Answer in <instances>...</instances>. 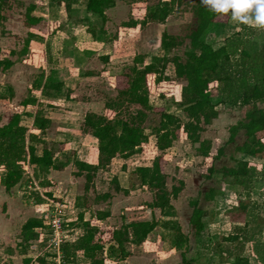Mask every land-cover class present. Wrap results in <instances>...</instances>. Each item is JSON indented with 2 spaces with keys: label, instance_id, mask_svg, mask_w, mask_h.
<instances>
[{
  "label": "rangeland",
  "instance_id": "1",
  "mask_svg": "<svg viewBox=\"0 0 264 264\" xmlns=\"http://www.w3.org/2000/svg\"><path fill=\"white\" fill-rule=\"evenodd\" d=\"M154 1L118 0L116 6L107 11L108 20L103 28H100L101 18L89 13L82 15L71 10V13H67L69 17L66 15L59 19L54 13L49 14L52 24L58 19L61 23L57 24V28L61 26L71 32L69 38L62 42L64 53L58 60L53 58L57 56V48L61 42L51 41L50 37L42 41L43 46L39 48L44 55L43 59L38 55L39 51H36L31 61H26L21 53L27 33L23 17L19 15L22 8L25 9V1L6 0L4 4L7 22L0 25V58L8 54L7 50L14 51L15 54H9L14 60V65L7 71H0V93L3 94L8 87L13 92L11 99L0 98V124L12 118L15 110L19 108L18 104L27 96H36L39 104L23 107L21 123L29 129V133L37 132L46 140V143H38L39 151L44 146L55 147L59 160L68 162V166L63 170L50 169L49 173L41 174L40 177L35 176L32 165L24 164L25 177L15 188V202L17 205L20 202L29 209L25 216L23 213V220L39 218L44 222V226L38 231L39 236L29 247L28 253L35 262L40 263L41 258H44L45 264H62L61 244L68 240L74 241L83 234L82 228L77 225L80 211H84L85 218L99 227L95 240L104 242L106 246L111 239V232L125 221L152 218L154 212L147 204L153 200L154 191L147 186H141L132 173L138 166L151 165L154 158L162 154L161 164L167 174L169 188L173 185L180 186L181 180L184 181L183 189L173 203L176 207V219L183 232L189 236L185 249L188 258H196L193 264H264V152L256 157L243 156L237 150V146L243 144L246 139L243 131L238 134L235 142L228 141L230 126L245 117L248 106L220 105L219 117L203 133L204 138L212 141L214 154L219 148L224 149L223 156L216 162L218 168L234 166L240 158L249 160L250 164L256 167L257 176L245 185L237 184L233 177L226 180L205 178L204 174L207 173L212 160L198 156L195 147L181 131L174 145L161 153L155 146L156 138L151 129L147 130L150 136L140 153L128 159L116 157L110 166L95 174L89 183L88 191L85 175L76 174L78 169L75 159L90 163L98 161V140L82 129L87 112L108 113L113 116L111 112H107L105 102L126 85V79L122 77L126 65L132 64L137 54L162 56L163 32L167 30L183 35L186 31L185 24L195 20L192 12L184 11L185 6H182L181 11L177 10L166 23L151 22L135 28L122 26L133 17L141 19L143 7ZM189 1L193 0H186ZM221 16L231 27L229 34L241 30L245 34L243 37L251 40L245 44L249 51L252 52L256 48L260 50L264 42V28L235 22L231 19V13ZM92 25L102 37L100 41L97 40L100 43L87 45L90 41L88 42L83 27ZM74 28L78 30V38L75 41L72 39ZM211 39L217 41L214 45L216 48L223 44V40L214 35ZM47 45H51V52V48L48 51ZM86 45L96 48L95 54L84 53L82 48ZM178 51L182 53L183 48L176 52ZM106 56L108 60L104 59ZM42 71L46 76H51L56 71L59 78L67 84L64 92L50 100L43 96L40 90L29 93L33 80ZM86 72H93V75L87 77ZM164 76L160 82L157 75H151L148 79L151 104L156 109V113L152 115L154 124L159 120V111L163 110L185 119V114L175 104L176 100L181 99V84L176 80L173 65L168 66ZM217 86V81L212 82L210 90L217 93ZM68 90L70 99L67 97ZM48 102L50 106L47 105ZM260 106L263 107L264 103H260ZM39 110L52 120L43 133L33 127L35 115ZM258 135L262 137L264 133ZM114 178H117V182ZM42 179L47 182L45 186L41 185ZM118 184L121 188L132 190L126 193L117 188ZM210 187H218L223 193L215 200L205 201L204 192ZM106 194L109 196L103 198ZM197 197L208 214L205 217L206 228L199 236L193 234L190 225L193 210L190 201ZM78 198L84 203L81 207L76 206ZM2 207L3 211H7L9 206L5 204V208ZM98 210H109L111 215L99 221L96 217ZM155 215L162 220L159 209L155 211ZM58 218L61 222L60 228L53 225V221ZM237 224H240V227H236ZM19 225L20 223L16 233L18 238L22 229ZM172 234L167 228L158 226L145 243L132 247V255L122 264H180L183 261L182 252L172 246ZM229 234H234V240L224 241L222 238ZM76 263L89 264L90 261L82 252H78ZM105 264L116 263L106 259Z\"/></svg>",
  "mask_w": 264,
  "mask_h": 264
},
{
  "label": "trees",
  "instance_id": "2",
  "mask_svg": "<svg viewBox=\"0 0 264 264\" xmlns=\"http://www.w3.org/2000/svg\"><path fill=\"white\" fill-rule=\"evenodd\" d=\"M59 1L67 4L79 2V0ZM5 2L6 0H0V25L6 21V15L3 13ZM117 2L118 0H85V5L89 14L101 18L100 28H103L108 20L107 11L114 8ZM182 6H185L184 11L192 12L194 22L185 24L186 31L183 35L167 30L163 32L162 56L137 54L132 64L126 65L122 74L126 79V85L117 90L116 95L108 97L105 102L107 112H111L113 116L92 111L85 115L83 131L98 140L97 163L75 159L78 169L76 174L86 177V191L95 174L100 169L110 166L114 158L128 159L140 153L143 144L148 142L150 136L148 129L152 130L156 138L155 145L161 153L171 148L179 138L180 131L183 132L195 147L198 156L212 160L207 173L204 174L207 179L226 180L228 177H233L235 182L241 185L255 179L256 167L247 159L240 158L234 166L218 168L216 162L223 156L224 149L219 148L214 154L212 141L204 138L203 133L219 117L220 105L248 106L245 117L230 126L228 141L235 142L238 134L243 131L246 139L243 144L237 146V150L243 156L249 157H256L264 152V135L262 137L258 135L264 133V106H260V103H264V42L260 50L256 48L252 52L249 51L245 44L251 41L250 38H244L245 34L241 30L229 34L231 27L228 21L222 20L223 14L211 11L201 3V0L148 2L142 9L141 19L133 17L122 26L135 28L151 22L163 24L177 10L181 11ZM35 7V2L29 4L24 13V23L30 28L21 50L26 61H31L35 54L34 37L40 36V31L44 30L43 27L38 31L32 30L33 26L39 27L42 23V18L33 14ZM87 29L95 40H101L102 34L98 33L96 27L92 25ZM213 35L223 40L221 46L217 48L214 46L217 41L211 39ZM180 48H183V52H176ZM9 54L13 55L15 52L10 51ZM9 54L0 58V71H7L14 65V60ZM104 59L108 60V56ZM169 65H173L176 80L181 84V99L176 100L175 104L185 114V119L178 114L163 110L159 111V120L154 124L152 115L156 113V109L151 104L148 79L151 75H157L158 81H162ZM85 74L93 75V72ZM214 81L218 82L217 93L210 90V84ZM65 89L66 84L56 71L51 76H46L42 71L33 80L29 93L40 90L43 96L50 100L52 97H57V94L63 93ZM10 90L11 88L8 87L7 91L0 93V98L11 99L13 92ZM67 97L68 99L71 97L70 90ZM38 104L39 100L36 96H27L18 104L19 108L15 110L11 120L6 124H0V171L4 172L1 182L7 190L20 185L23 181L26 171L24 164L32 165L37 177L49 173L50 169L63 170L68 166V162L61 161L56 156L58 150L55 147L44 146L39 151L38 143H46V140L37 132L29 133V129L21 123L23 109ZM47 105L51 104L48 102ZM51 122V118L46 117L39 110L35 115L33 127L43 133ZM162 158V154H159L151 165L138 166L132 173L141 186H147L154 191L153 200L147 204L154 212L152 218L125 221L111 232V239L106 246L104 242L95 240L99 227L86 220L84 211H80L77 225L82 228L83 234L74 241L68 240L61 244L62 264H77L76 257L79 251H82L83 256L90 261L89 264H105L106 259L122 264L132 255V247L145 243L158 226L165 227L173 233L172 246L182 252L183 261L180 264L194 263L196 258H188L186 255L185 248L189 236L183 232L181 224L175 219L177 213L173 203L183 189L184 181L181 180L180 186L173 185L169 188L167 174L161 164ZM114 179L117 182V178ZM46 183L45 179L41 180V185L45 186ZM117 188L123 189L126 193L132 190V188H121L119 184ZM222 193L218 187H210L204 192L203 197L205 201H212ZM108 196L109 194H106L102 197ZM82 203L78 198L76 206L81 207L84 204ZM190 204L193 207L190 225L193 234L199 236L206 228L205 217L208 214L200 198L191 200ZM157 209L165 219L160 220L156 217ZM110 215L109 210H98L96 213L99 221ZM43 226L42 219L30 218L23 226V241L36 239L39 235L35 229ZM234 238V234H229L222 239L229 242ZM41 260L44 261L43 258Z\"/></svg>",
  "mask_w": 264,
  "mask_h": 264
},
{
  "label": "crops",
  "instance_id": "3",
  "mask_svg": "<svg viewBox=\"0 0 264 264\" xmlns=\"http://www.w3.org/2000/svg\"><path fill=\"white\" fill-rule=\"evenodd\" d=\"M24 1L26 4L25 9L22 8V10H21L22 12L20 13L19 16L23 17V25H24V29H26V33H27L26 37L28 36V32L30 30V28L28 26H26L24 23V13H25L28 5L35 2L36 7L33 11V14L37 17L42 18V23L39 25V27L37 25L32 27L33 31L40 30V27L44 28V30H42V32L40 31V36H36L33 39V45H34L35 53H36V51L37 52L39 51L38 55L40 56V58L43 59L44 55H43V53H41L42 50L39 48H41L43 46L42 41L47 40L51 37V39H52L51 41L54 40L56 42H59V41L61 42L60 47L57 48V56H53L54 59L58 60L59 59L58 57H60L64 53V46H63L64 44L62 42H64L67 38H69V34L71 33L70 30L67 28H64L61 26L57 28V24H59V22H60L58 19L61 17H63V18L66 17L67 13H71V10H73L74 12L77 11L78 13H81L82 15L83 14L87 15L88 12L86 10L85 0H79L78 3H74V4H67L64 1H59V0H57V1H53V0H36V1L24 0ZM3 13H4V10H3ZM53 13L56 15V18H58V19H56L58 22L54 21V23L52 24L53 21L50 22L49 14H53ZM67 17H69V16L67 15ZM80 17H85V16H80ZM6 20H7V18H6ZM6 22L7 21L4 22V25L6 24ZM55 24H56V26H54ZM70 28H72V27H70ZM83 28H85L83 31L85 32L86 36L88 37V42L90 41V43H87V45H91L92 43L93 44L94 43L95 44L100 43L94 39V37L88 31L86 26ZM74 32L75 33L72 34L73 41L77 40V38H78V37H76L77 36L76 33L78 32V30L75 29ZM80 37H81V35H80ZM87 45L84 46L85 48H82L83 52L95 54V52L97 51L96 48H94V47L92 48L91 46H87ZM221 45H219V46H221ZM47 49L48 50L50 49V52H51V50H52L51 45H47ZM7 51L9 54L10 51L9 50H7ZM33 56H35V54ZM50 57H52L51 53H50ZM86 76L89 77L92 75H86ZM65 84H66V82H65ZM8 122H6V123H8ZM6 123H4V124H6ZM1 125H3V124H1ZM3 174H4V172L0 171V179H1V176ZM15 188L16 187H13L11 190H7L5 185H3L1 180H0V209L3 208L2 206H4V208H5V204H8V206H9L7 211H3V209L0 211V264H38L39 262H35V260L33 258H31L30 254L28 253L30 251L29 247L32 246L31 242L35 239H32L29 242L23 241V232H22L23 226L30 219V218L29 219L25 218L23 220V218L26 215L25 213H27V211L29 209H26L20 202H18V205H17V202H15L16 201V197H15L16 196V194H15L16 190H15ZM28 201H29V199H28ZM23 213H24V216H23ZM144 219H149V218H137L136 220H144ZM18 223H20L21 228H22L19 238L17 237V234H16ZM237 225L238 226H236V227H240L239 226L240 224H237ZM41 228L42 227L36 228L35 232L38 233L39 229H41ZM79 252H82V251H79ZM39 264H45V259H44V261L41 260Z\"/></svg>",
  "mask_w": 264,
  "mask_h": 264
},
{
  "label": "clouds",
  "instance_id": "4",
  "mask_svg": "<svg viewBox=\"0 0 264 264\" xmlns=\"http://www.w3.org/2000/svg\"><path fill=\"white\" fill-rule=\"evenodd\" d=\"M211 11L241 24L264 28V0H201Z\"/></svg>",
  "mask_w": 264,
  "mask_h": 264
},
{
  "label": "built area",
  "instance_id": "5",
  "mask_svg": "<svg viewBox=\"0 0 264 264\" xmlns=\"http://www.w3.org/2000/svg\"><path fill=\"white\" fill-rule=\"evenodd\" d=\"M53 225L56 227H58V228H60L61 227V222H60V218H58L57 220H54L53 221Z\"/></svg>",
  "mask_w": 264,
  "mask_h": 264
}]
</instances>
